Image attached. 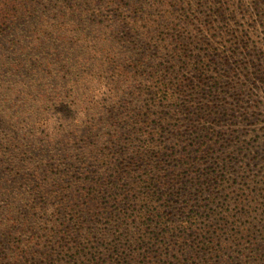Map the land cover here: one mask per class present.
I'll return each mask as SVG.
<instances>
[{"label": "trees", "instance_id": "obj_1", "mask_svg": "<svg viewBox=\"0 0 264 264\" xmlns=\"http://www.w3.org/2000/svg\"><path fill=\"white\" fill-rule=\"evenodd\" d=\"M44 1L0 0V49L4 41L15 50L9 60L0 55L4 72L18 75L28 63L21 44L43 48L41 35L54 24L48 10L64 6L71 23L85 21L96 32L92 9L107 5L102 45L117 38L122 53L75 37L64 38L55 55L69 64L68 56L94 49L99 69H116L117 88L99 108L83 105L92 88H79L73 107L55 106L54 125L43 107L26 122L30 109L17 105L13 88L1 100L2 124L14 130L0 125V264H264V203L229 198L219 180L228 164L245 171L254 146L264 162L260 136L246 142L219 129L233 109L216 102L236 95L239 105L242 93L213 74L230 52L222 56L210 44L229 35L222 7L242 0ZM194 5H207L204 14ZM196 22L199 41L208 42L202 54L191 46ZM78 105L85 111L74 115ZM16 179L26 188L10 203Z\"/></svg>", "mask_w": 264, "mask_h": 264}, {"label": "rangeland", "instance_id": "obj_2", "mask_svg": "<svg viewBox=\"0 0 264 264\" xmlns=\"http://www.w3.org/2000/svg\"><path fill=\"white\" fill-rule=\"evenodd\" d=\"M52 2L53 0L49 2L48 0L44 1V5L52 6L54 4ZM242 4L224 5L222 7V10L225 8L223 13L226 16H223V20L229 28V35L219 42L212 40L213 42L210 44L212 47H219L218 52L222 56L230 52V55L226 57V61L217 66V74H213L224 75V77L222 76V82L226 84L224 85L226 89L232 91L231 93H236L235 90L242 93L241 98H238L239 105L235 104L237 100L236 95H231L226 99L216 102V104L221 103V110L224 108L233 109L229 110L230 116L219 125V129L236 130L239 139L246 142V138L249 140L251 136H260L259 142H262L264 140V5H249L247 0H242ZM107 7V5H102L96 9H92V12L96 10L95 16L98 17L95 19L98 22L95 29L96 32L88 28V24L85 21L77 22L76 24L71 23L67 19L68 15H65V12L68 10L64 6L55 7L51 12L48 10V24H54L41 35L43 48L41 49L38 44L33 45L31 48L27 44H21V47L24 46V48H20V50H24L21 52L26 53V59H29V61L24 64L23 69L20 71L16 70L18 75L9 76L0 66V107H2L0 109V125H7L5 132L14 130L12 126H8L10 123L2 124L5 121L3 114L5 115L6 101L2 102L1 100L9 99L10 88L18 91L16 93L18 96L16 100L17 105L20 104V106L30 109L28 115L25 116L27 117L26 122L34 120L39 113L38 111L43 107L47 110L40 112L48 116L52 125L60 121L54 109L55 106H59L64 102L70 103L68 107H73V103H75L73 99L77 100L79 96L77 91L83 86L92 88L88 93V100L87 98H81L85 101L83 105H88L89 103L91 107L99 108L106 106L108 101L113 99L111 95L114 91L116 93L117 86L112 78L116 73V69L108 70L110 67L107 68L105 66L99 69L98 63L101 60L99 52H96L92 48L94 52H89V49L79 51V57L76 53H73L72 56H68L69 64L55 55L56 48L60 45V42L62 43V40L64 41V38L69 40L76 37L81 39L80 42L84 38H88L107 49L119 46L120 41L117 38L113 40L111 37L110 48L108 43L102 45V39L106 37L104 25L109 23L108 18L112 15L109 12L113 10ZM206 8L207 5H197V7L194 5L193 7V9H197L196 12L199 15L204 14ZM198 26V22L192 26L190 40H193L191 46H196L195 51L202 54L208 42L202 44L199 41L200 30H197ZM24 37L26 41L31 39L27 33H25ZM7 46L9 44L5 45L3 41V49H0V55L4 54L9 60L12 58V52L15 50L13 48L7 49ZM237 47L239 50L235 53L228 51V49L231 50ZM242 47L245 48L242 49ZM222 48L223 52H220ZM122 52L123 50L119 46L118 53ZM158 52L160 53L159 49ZM159 53H153V59H157L158 55H160ZM13 57H16V55ZM44 68L45 71H50L49 74L45 73ZM60 69L61 72H59ZM37 73L40 74L38 75ZM52 75H55L54 78L58 76L59 79H53ZM43 77L46 80H43ZM7 101L9 102V100ZM83 105H78L79 112L75 111V109L73 111L72 108H70L69 112L73 111V114L80 115L85 111L82 110ZM14 116L17 117L16 120L18 121L21 118H25L23 114H15ZM20 126L21 124H18V128ZM237 146V144L235 146L233 144L232 147L226 148L231 151V149ZM256 148V146L251 148L255 153V158L251 160V156H248L245 159V171L238 173V164H228L223 172L219 171L221 172L219 173V180H223L224 186H227L226 191H229V198L242 196L247 201L246 203L258 205L262 208L261 205L264 203V162H262L260 154L258 155L255 152ZM257 150L260 153L262 152L260 149ZM254 153L252 154L254 155ZM9 185L10 198L8 201L14 203L16 195H18L17 192L25 190L26 182L16 179ZM4 198H7L6 194L3 196ZM260 214L264 218V213Z\"/></svg>", "mask_w": 264, "mask_h": 264}]
</instances>
